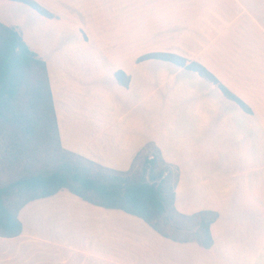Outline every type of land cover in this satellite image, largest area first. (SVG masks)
<instances>
[{"label": "crops", "instance_id": "obj_1", "mask_svg": "<svg viewBox=\"0 0 264 264\" xmlns=\"http://www.w3.org/2000/svg\"><path fill=\"white\" fill-rule=\"evenodd\" d=\"M37 1L55 16L0 0V20L19 27L47 63L62 146L127 170L154 141L179 166V211L214 209L220 216L205 248L64 188L20 209L23 230L0 236V264H264V0H179L176 19L169 1L148 21L132 3V34L111 42L88 29L90 2ZM118 4L112 7L122 13L127 7ZM157 46L180 47L150 51L198 60L252 111L196 71L137 61L138 50L123 49ZM150 61L182 70H141ZM118 68L130 74L128 87L115 78Z\"/></svg>", "mask_w": 264, "mask_h": 264}, {"label": "trees", "instance_id": "obj_2", "mask_svg": "<svg viewBox=\"0 0 264 264\" xmlns=\"http://www.w3.org/2000/svg\"><path fill=\"white\" fill-rule=\"evenodd\" d=\"M17 1L47 17L55 16L37 0ZM149 58L196 71L244 110L252 111L198 60L156 50L141 54L137 61ZM114 75L120 84L129 86L131 76L124 69L118 68ZM1 140L4 153L0 164L22 165L25 173L0 185V236L13 237L22 232L19 211L29 201L66 188L95 205L137 215L172 240L194 241L205 248L214 243L211 224L219 218V212L179 211L175 205L179 166L167 161L154 141H148L137 152L127 170L107 167L62 146L47 63L28 45L19 27L0 20Z\"/></svg>", "mask_w": 264, "mask_h": 264}, {"label": "rangeland", "instance_id": "obj_3", "mask_svg": "<svg viewBox=\"0 0 264 264\" xmlns=\"http://www.w3.org/2000/svg\"><path fill=\"white\" fill-rule=\"evenodd\" d=\"M87 2H90L92 4L91 7L87 8L83 13V17L85 21L88 23V29L92 32L93 35H97L101 39L102 42H111L114 40H117L118 37H120L122 34L129 33V35L132 34V23H133V17L131 14V7L132 3L135 5V11L137 12L136 4L138 3V13L141 19H148L150 18V15L152 12H158L162 11L164 4L170 1L171 4V10L173 12V19H176L179 14H175L179 7L178 3L179 0H124V2L120 0H116L118 6L127 7L124 8L122 13H119V11H114V1L115 0H86ZM122 2V4H120ZM102 9H99V8ZM136 18V17H135ZM136 21V20H135ZM148 23V22H147ZM145 23L144 26H148V24ZM131 38V37H130ZM174 42V41H172ZM178 49L180 50V47H139V48H123L124 50H133L134 53L136 50L139 51L140 54L143 52H148L153 49ZM189 50L195 51V48H188ZM155 64V66H154ZM141 70L143 71H153L160 73L162 76L163 72L168 71H178L182 70L181 68L169 64V63H162L160 61H150L145 62L141 65ZM161 81H164L165 79H160ZM3 141H0V159L2 158L3 152ZM2 160V159H1ZM4 162V161H3ZM137 168V167H136ZM36 171V170H35ZM25 173L23 166H12L8 162H5L4 164H0V185L3 184H9L14 179H16L19 175H23Z\"/></svg>", "mask_w": 264, "mask_h": 264}]
</instances>
